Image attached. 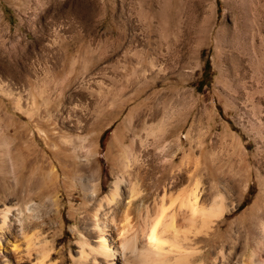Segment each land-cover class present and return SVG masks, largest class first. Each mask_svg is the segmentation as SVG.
I'll return each instance as SVG.
<instances>
[{
	"label": "rangeland",
	"instance_id": "rangeland-1",
	"mask_svg": "<svg viewBox=\"0 0 264 264\" xmlns=\"http://www.w3.org/2000/svg\"><path fill=\"white\" fill-rule=\"evenodd\" d=\"M51 158L55 190L48 169L35 172ZM162 162L191 180L172 191L196 182L201 209L232 206L217 221L219 243L204 251L232 241L239 249L250 222L262 242L264 0H0V199L40 203L31 190L49 188L58 205L30 264L41 245L54 248V264H74L78 231L116 178L158 172ZM138 184L147 198L131 216L141 225L169 201ZM177 200L170 207L182 224ZM51 201L44 209L53 213Z\"/></svg>",
	"mask_w": 264,
	"mask_h": 264
},
{
	"label": "bare ground",
	"instance_id": "bare-ground-1",
	"mask_svg": "<svg viewBox=\"0 0 264 264\" xmlns=\"http://www.w3.org/2000/svg\"><path fill=\"white\" fill-rule=\"evenodd\" d=\"M26 70V67L23 68L24 72ZM46 147L49 150L53 149V156L61 150L60 145L50 141L46 142ZM160 165L161 170L155 173H143V175H135V178L130 176V179L127 180L124 176L116 178L108 195L99 200L96 209L86 216V223L82 230L78 231V250L75 255H71L74 264H264V260L260 258L264 253V220L261 223L262 242L260 244H255L254 238L251 236L252 223L250 222L246 226L248 231H251L250 235L246 232L248 237H245L244 243L242 246L239 245V249L238 246L236 248V243L232 241L229 249L222 245L218 249L210 248L204 251V247L219 243L221 238L218 237L220 228L217 221L232 206H226L220 201L208 210H203L205 206L201 209V184L199 186L195 182L192 186L187 185L188 187L179 189L178 192L172 191L179 183L190 180V178L184 174L172 173L170 165L167 163L162 162ZM125 168H127V164ZM43 170H47L45 178L49 182L47 183L49 188L55 190L59 167L55 165L53 158L48 160L46 165H39V169L35 172H42L43 174ZM141 179L148 182L147 193H150V190L155 187V191L158 189L162 191V198L159 200L167 198L166 201L168 200L169 204H167L168 202L163 203L166 201H162L164 205L156 206L155 204L156 208L151 214L142 215L139 219L142 220L140 225L131 216V206L134 201L136 203L139 201L143 205L147 198L145 193L142 194V186L138 184ZM31 180H28L29 183L32 182ZM169 180L175 181L173 182L175 185L170 184L171 188H169L170 185L168 186ZM167 181L168 184H166ZM121 185L126 186L127 196H123L122 193L124 192L121 193ZM97 187L93 188L91 198L97 197ZM49 188L46 189L45 187L46 190L43 192L31 190L30 196H36L40 203H35L30 199L20 205L16 198H11V196H4L0 199L2 203L0 207V234L2 239L0 240V264H30L34 260L32 252L38 244L36 240L42 236L41 233L46 226L58 217V205H56L55 200L51 201ZM143 190L145 191V189ZM85 191H87L86 187ZM175 192L177 195L173 196ZM179 198L181 199L179 212L183 208L187 210L184 219L181 217L182 215H179L183 219L182 224L175 222L176 213L170 207L172 201L175 202ZM46 201H51L52 207L55 208L53 213L44 209ZM120 206H123V209L116 217V210ZM138 217L140 218V216ZM255 217L258 220L263 219L264 212L255 213ZM12 229L19 232L20 239L9 238ZM2 242H7L8 245L12 246L14 260L9 256L10 252L5 249ZM39 248L36 252L38 261L35 264H54L53 259L56 255L54 248L42 245ZM197 260L199 261L197 262Z\"/></svg>",
	"mask_w": 264,
	"mask_h": 264
},
{
	"label": "trees",
	"instance_id": "trees-1",
	"mask_svg": "<svg viewBox=\"0 0 264 264\" xmlns=\"http://www.w3.org/2000/svg\"><path fill=\"white\" fill-rule=\"evenodd\" d=\"M209 70H210V65H209V63H206V66H205L204 71L207 72V71H209Z\"/></svg>",
	"mask_w": 264,
	"mask_h": 264
}]
</instances>
